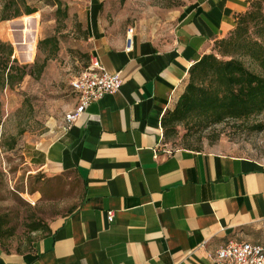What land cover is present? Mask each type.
Wrapping results in <instances>:
<instances>
[{
	"label": "crops",
	"instance_id": "crops-1",
	"mask_svg": "<svg viewBox=\"0 0 264 264\" xmlns=\"http://www.w3.org/2000/svg\"><path fill=\"white\" fill-rule=\"evenodd\" d=\"M252 1L188 0L165 21L164 39L136 29L132 42L127 31L109 29L100 2L91 1L92 56L119 72L122 86L68 128L64 117L37 148L40 170L74 174L81 199L30 249L0 248V264H219L216 251L229 239L264 247V162L172 148L162 127L191 66Z\"/></svg>",
	"mask_w": 264,
	"mask_h": 264
},
{
	"label": "rangeland",
	"instance_id": "rangeland-1",
	"mask_svg": "<svg viewBox=\"0 0 264 264\" xmlns=\"http://www.w3.org/2000/svg\"><path fill=\"white\" fill-rule=\"evenodd\" d=\"M58 0H0V39L13 45L17 65H46L40 75L27 69L22 80L2 87L0 82V248L7 252L30 249L45 234L43 228L78 205L82 188L74 174L49 176L40 170L38 147L54 136L56 124L73 108L78 96L71 82L90 64L93 42L88 20L92 0H60L68 6L67 16L57 15ZM106 26L127 31L142 29L164 39L165 21L188 0H97ZM21 9L17 17L3 19ZM34 9L28 14L26 9ZM22 37L20 38V36ZM54 37L56 47L39 42ZM20 38V39H19ZM26 59H24V58ZM15 64V63H14ZM18 76V75H17ZM264 113L248 121L229 120L206 129L190 131L178 127L167 140L172 148L192 147L222 150L264 162Z\"/></svg>",
	"mask_w": 264,
	"mask_h": 264
},
{
	"label": "trees",
	"instance_id": "trees-1",
	"mask_svg": "<svg viewBox=\"0 0 264 264\" xmlns=\"http://www.w3.org/2000/svg\"><path fill=\"white\" fill-rule=\"evenodd\" d=\"M55 4L57 15L66 17L68 6H63L60 0ZM99 8L102 9V4ZM26 12L31 14L35 10L27 8ZM20 13L21 9L16 8L13 14H7L3 19L17 17ZM55 42L54 37L45 38L39 42V49L44 46L56 47ZM13 54V45L0 39V82L3 88L13 86L16 78L22 80L28 73V68L31 71L37 69V74L40 75L46 65V60L40 63L37 59L32 65L19 66L15 59L13 60L15 64L11 63ZM262 113H264V0H253L248 10L237 16L235 27L230 34L217 39L213 51L204 54L191 66L184 92L175 107L167 111L162 119L163 138L167 144V140L178 134L179 126L189 131L198 127L206 129L229 120L248 121ZM253 128L262 131L264 124L256 122ZM182 148L201 150L189 146ZM40 229L46 233L50 227L49 225L43 228L37 225L32 227V231ZM5 233L1 224L0 240Z\"/></svg>",
	"mask_w": 264,
	"mask_h": 264
},
{
	"label": "built area",
	"instance_id": "built-area-1",
	"mask_svg": "<svg viewBox=\"0 0 264 264\" xmlns=\"http://www.w3.org/2000/svg\"><path fill=\"white\" fill-rule=\"evenodd\" d=\"M134 28H129L127 40L132 42ZM72 89L78 96V104L65 115V127L68 128L85 113L89 105L107 94L117 92L122 86L120 73L111 74L103 69L98 57L92 56L87 69L76 76L72 82ZM172 149L167 148L166 152ZM114 213L109 212L112 221ZM219 264H264V247L246 241L229 239L225 245L216 251Z\"/></svg>",
	"mask_w": 264,
	"mask_h": 264
},
{
	"label": "water",
	"instance_id": "water-1",
	"mask_svg": "<svg viewBox=\"0 0 264 264\" xmlns=\"http://www.w3.org/2000/svg\"><path fill=\"white\" fill-rule=\"evenodd\" d=\"M21 37H22V35L20 36V38H21ZM20 38H19V39H20ZM23 58H24V57H23ZM24 59H26V58H24Z\"/></svg>",
	"mask_w": 264,
	"mask_h": 264
}]
</instances>
